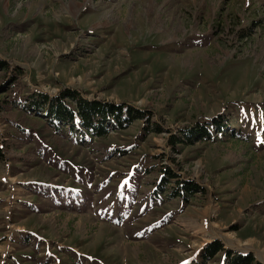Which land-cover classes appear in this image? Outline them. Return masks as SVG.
<instances>
[{
	"label": "rangeland",
	"instance_id": "rangeland-1",
	"mask_svg": "<svg viewBox=\"0 0 264 264\" xmlns=\"http://www.w3.org/2000/svg\"><path fill=\"white\" fill-rule=\"evenodd\" d=\"M0 60V264H224L214 241L264 264V0H0ZM16 72L147 120L57 135Z\"/></svg>",
	"mask_w": 264,
	"mask_h": 264
},
{
	"label": "trees",
	"instance_id": "trees-1",
	"mask_svg": "<svg viewBox=\"0 0 264 264\" xmlns=\"http://www.w3.org/2000/svg\"><path fill=\"white\" fill-rule=\"evenodd\" d=\"M6 69L7 66L0 60V71ZM7 84L16 108L28 115L40 118L45 126L57 135H61L64 127H68L69 132H74L73 134L77 133L89 139L103 138L107 135L106 127L110 123L118 130H125L135 121L147 120V112L132 105L124 102L113 103L85 99L77 91L69 88H63L55 94H49L42 90H34L25 94V86L22 84L18 72L7 80ZM210 125L215 131L222 130L221 123H217L215 119H212ZM197 127L198 132H190L191 135H198V139L209 137L205 126L198 125ZM165 183L167 182L161 180L158 187H162ZM176 184L177 187L168 194V197L180 195L185 201L187 195H192L199 189L189 181L177 182ZM57 196L59 199L55 201H59L57 203L60 205H65L66 201L62 204L63 200H69L68 196L65 197L63 193H58ZM84 202L85 200L81 196L72 198L74 204H83ZM219 252L224 253V264H259L250 253L232 254L225 251L218 241L208 244L202 250L201 259L204 262L209 261Z\"/></svg>",
	"mask_w": 264,
	"mask_h": 264
},
{
	"label": "crops",
	"instance_id": "crops-1",
	"mask_svg": "<svg viewBox=\"0 0 264 264\" xmlns=\"http://www.w3.org/2000/svg\"><path fill=\"white\" fill-rule=\"evenodd\" d=\"M82 83V84H81ZM82 85L85 87V85H87V82L86 83H83L81 80L78 81V87H82Z\"/></svg>",
	"mask_w": 264,
	"mask_h": 264
},
{
	"label": "bare ground",
	"instance_id": "bare-ground-1",
	"mask_svg": "<svg viewBox=\"0 0 264 264\" xmlns=\"http://www.w3.org/2000/svg\"><path fill=\"white\" fill-rule=\"evenodd\" d=\"M260 259H261V261L264 263V257L262 258V257H260Z\"/></svg>",
	"mask_w": 264,
	"mask_h": 264
}]
</instances>
